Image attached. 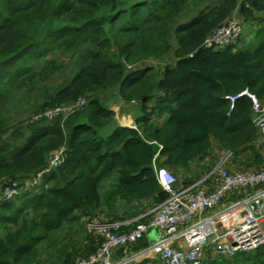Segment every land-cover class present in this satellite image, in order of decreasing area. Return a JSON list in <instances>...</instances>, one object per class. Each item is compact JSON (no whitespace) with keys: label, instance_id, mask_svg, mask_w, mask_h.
I'll use <instances>...</instances> for the list:
<instances>
[{"label":"trees","instance_id":"1","mask_svg":"<svg viewBox=\"0 0 264 264\" xmlns=\"http://www.w3.org/2000/svg\"><path fill=\"white\" fill-rule=\"evenodd\" d=\"M32 11L36 18H25ZM232 16L260 24L252 41L204 47ZM167 52L175 61L160 77L142 63ZM65 54L73 59L63 67L69 71L61 83L43 87ZM244 90L264 103V0H0V178L24 180L47 165L50 151L65 154L41 184L1 203L0 264H44L45 246L56 245L59 264H77L97 247L92 232L70 252L58 244L59 232L99 216L117 199L149 200L146 211L153 209L167 197L156 167L179 174L185 186L208 173L185 179L193 163L214 165L226 150L233 153L230 170L264 168L251 99L230 100ZM78 97L85 106L63 121L17 120L19 103L39 112ZM133 97L146 98L136 127L120 126L108 107ZM3 182L0 193L12 181ZM147 245L144 237L134 249ZM202 264H264V245L233 256L208 254Z\"/></svg>","mask_w":264,"mask_h":264},{"label":"built area","instance_id":"2","mask_svg":"<svg viewBox=\"0 0 264 264\" xmlns=\"http://www.w3.org/2000/svg\"><path fill=\"white\" fill-rule=\"evenodd\" d=\"M242 29L238 17L232 16L205 39L203 46L220 48L233 43L241 37ZM241 95L251 99L252 121L264 153V103L247 90L231 96L230 100ZM85 103L84 97H78L70 104L46 108L35 114L34 119L52 120L68 115ZM64 157L63 149L51 151L43 169L21 183L14 180L3 188L0 205L41 184L46 175L62 165ZM232 157V151L226 150L210 172L186 186L179 185L167 168L156 167L155 177L167 194L165 200L145 214L151 216L147 221L133 223L135 218L109 221L103 214L93 217L88 225L97 247L77 264H130L148 257L156 258V264H202L208 254L233 256L263 246L264 168L230 170ZM153 229L158 230L155 239L143 248L134 249ZM116 251L121 253L118 258L114 257Z\"/></svg>","mask_w":264,"mask_h":264},{"label":"rangeland","instance_id":"3","mask_svg":"<svg viewBox=\"0 0 264 264\" xmlns=\"http://www.w3.org/2000/svg\"><path fill=\"white\" fill-rule=\"evenodd\" d=\"M36 11H32L30 13H27L28 15L25 17L28 20L30 19H35V13ZM190 13L185 12L181 15L180 20L184 21L186 20ZM25 22V19H23ZM258 25H260L258 22H256ZM242 34L241 37L234 43L237 47L240 46H244L245 44H247V36H249L251 34L252 31H254V27L255 26H250L247 24H242ZM72 56L70 54H65L62 56H58L57 57V62L58 64H60L62 66L61 70L53 77V79H51L50 81L46 82L45 84H43V87L50 89L51 86L56 85L61 83V81L63 80V77L66 75V73L69 70H65V66H67L71 61H72ZM175 61L172 52H167L166 54L162 55V56H149L147 59H144L142 61L143 64H147L149 66H153L151 70L153 73H155V75H157L158 77H160L162 70H164V67L166 65H171L173 64ZM129 66V65H127ZM146 98L145 97H140V98H136L133 97V99H117L114 102H112V104H110V106L108 107L109 110H112L115 112L114 114V118L117 122L118 125L123 126L124 123H129V127L130 126H135V118L138 116V111L140 110V105L143 103L142 100L144 101ZM86 104V103H85ZM85 104L83 106H81L78 109H81L85 106ZM50 108V107H47ZM150 108V105H148V109ZM19 117H17L18 121L21 123V120H24L25 118H27L26 120V124H33L35 121L34 119V115L37 114V111H33L32 109H30L29 106L27 105H22L19 103V106L17 107ZM77 110V109H76ZM40 112V111H39ZM16 115V114H14ZM70 115V114H68ZM68 115L66 114H62L57 116V118H61V120L63 121ZM24 118V119H23ZM42 119V118H41ZM123 123V124H122ZM23 125H26L25 122L22 123ZM17 126H20L19 124ZM7 139V137H5V140ZM255 148L256 150H261V145L260 142L257 141L255 143ZM250 151V152H249ZM51 154V151L49 152V155ZM251 154V150L248 151H243L242 153H240V158H244V156ZM248 155V156H249ZM49 157V156H48ZM238 163V162H237ZM211 165H213V161H205L204 163H200V162H195L192 167L193 168H197L195 169L196 172L198 174H193V178L191 177L190 179L195 180L198 179L200 176L204 175L207 172H210L211 170ZM263 165V164H262ZM211 167V168H210ZM174 174V172H172ZM175 176L179 175L177 173L174 174ZM48 175H46L45 177H47ZM179 177V176H178ZM17 178V177H16ZM12 179V177H2L0 178V182L4 181L5 182H9V181H14L16 180ZM45 180V178L42 180V182ZM22 181H24L23 179H18L16 180V182L21 183ZM106 185V183H105ZM104 185V187H105ZM113 204V207H106L104 209V213L101 214H105V218L109 219L111 217V214H116L117 216H125L128 217L127 219H134L133 223H137L139 221H142L143 218L141 215L142 213H145L146 210L148 208H150V206L152 205L151 201H140V202H133L131 204H124L122 201L120 200H116ZM151 210V209H150ZM150 210L148 212H150ZM213 211L209 212L212 213ZM110 214V215H109ZM108 217V218H107ZM78 224H80L81 226H78ZM89 221L85 222L84 219L81 220V222H74L72 224L67 223L64 227L65 229L63 231H60L59 234H61L58 237V244H62L66 251H71L72 248H77L80 246H82V244H84V239H85V234L87 231L91 232V229L89 227ZM71 225V226H69ZM74 225V226H73ZM73 226V227H72ZM63 227V228H64ZM59 248L58 245H56L53 248L50 247H46L43 250V258H44V264H59L60 262L58 261V257L57 254L59 253Z\"/></svg>","mask_w":264,"mask_h":264},{"label":"crops","instance_id":"4","mask_svg":"<svg viewBox=\"0 0 264 264\" xmlns=\"http://www.w3.org/2000/svg\"><path fill=\"white\" fill-rule=\"evenodd\" d=\"M254 31H252L251 32V34L249 35V36H247V38L248 39H246L247 40V42L249 43V42H251L252 41V39H253V36H254V34H255V30L258 28V24H254ZM247 43V44H248ZM246 45V44H245ZM244 45V46H245ZM243 47V46H242ZM136 126V125H135ZM133 127V126H132ZM259 142H260V144H261V141H260V137H259ZM262 147V146H261ZM261 151L263 152V150L261 149ZM263 155H264V153H263ZM194 164V163H193ZM195 169H197V168H193V167H190V169L188 170V171H184L183 172V177L185 178V179H187V180H192V179H190L191 177L193 178V174L195 173V174H198L197 172H196V170ZM149 211V210H148ZM148 211H146L145 213H142L141 215H139V216H142V218H144L145 216L146 217H148V219L150 218V215H145V214H147V213H149ZM158 235V230L157 229H153L151 232H150V234H148V244L151 242V241H153V239H155V237ZM121 256V253L120 252H118V251H116L115 253H114V257H120ZM147 263H152V264H156L157 263V261H156V258H154V257H148V258H144L143 260H137V261H134V262H132V263H130V264H147Z\"/></svg>","mask_w":264,"mask_h":264},{"label":"bare ground","instance_id":"5","mask_svg":"<svg viewBox=\"0 0 264 264\" xmlns=\"http://www.w3.org/2000/svg\"><path fill=\"white\" fill-rule=\"evenodd\" d=\"M122 124H123V123H122ZM129 125H130L129 123H124V124H123V126H125V127H129ZM130 127H132V126H130Z\"/></svg>","mask_w":264,"mask_h":264},{"label":"clouds","instance_id":"6","mask_svg":"<svg viewBox=\"0 0 264 264\" xmlns=\"http://www.w3.org/2000/svg\"><path fill=\"white\" fill-rule=\"evenodd\" d=\"M134 127H136V126H134Z\"/></svg>","mask_w":264,"mask_h":264},{"label":"water","instance_id":"7","mask_svg":"<svg viewBox=\"0 0 264 264\" xmlns=\"http://www.w3.org/2000/svg\"><path fill=\"white\" fill-rule=\"evenodd\" d=\"M255 206V205H254ZM154 240V239H153Z\"/></svg>","mask_w":264,"mask_h":264}]
</instances>
